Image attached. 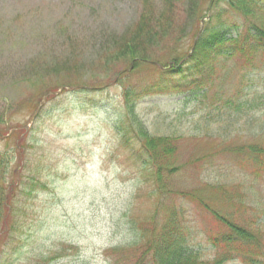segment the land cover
I'll return each instance as SVG.
<instances>
[{
  "label": "rangeland",
  "instance_id": "obj_1",
  "mask_svg": "<svg viewBox=\"0 0 264 264\" xmlns=\"http://www.w3.org/2000/svg\"><path fill=\"white\" fill-rule=\"evenodd\" d=\"M218 2L0 0V188L16 189L10 196L0 190L2 202L7 197L14 209L0 202V264H144L139 247L147 241L139 229L147 228V236L155 227L141 219L156 209L164 220L169 208L182 210L190 245L210 258L209 232L227 228L208 214L201 199L224 215L237 207L227 205V197L192 187L217 177H231L233 185L249 190L246 200L253 206L242 216H258L264 224V172L250 176L230 154L234 137L236 146L249 144L264 152V105L252 108L254 98L263 96L264 68L241 70L234 58L216 70L222 74L210 96L221 90L239 111L212 112V99L199 107L179 95L141 102L136 112L152 135L156 129L160 134L173 129L182 137L174 140L167 161L174 172L163 171L166 186L156 196L139 145L134 141L133 148H124L115 132L124 112V85L150 84L158 72L137 66L120 84L105 72L107 64L121 61L120 55L128 60L124 50L133 48L169 73L167 56L190 53L202 26L223 8ZM182 68L187 71L189 65ZM241 71L245 85L236 97ZM218 146L224 149L215 156ZM258 163L264 171V155ZM237 187L231 189L233 198L242 194ZM128 218L136 222L133 227ZM251 219L241 224L252 227ZM260 232L264 245V225ZM51 257L55 260L47 262ZM229 264H264V258L262 263L236 259Z\"/></svg>",
  "mask_w": 264,
  "mask_h": 264
},
{
  "label": "trees",
  "instance_id": "obj_2",
  "mask_svg": "<svg viewBox=\"0 0 264 264\" xmlns=\"http://www.w3.org/2000/svg\"><path fill=\"white\" fill-rule=\"evenodd\" d=\"M170 0H167V2ZM219 0H215L218 4ZM223 8L219 13H214L209 19L207 24L204 26L202 34L200 35L197 45L189 57L187 64L189 68L187 71L182 68L186 63H181L186 59V56L178 53L175 55L170 54L167 56V68L169 73L163 72L162 68L151 64L152 60L149 57H145L141 53H137L133 48H126L128 50V60L131 62H126L128 60H116L111 66L107 64L105 69H108V73H112L114 77H119V83L122 84L124 79L130 74L135 72V69L144 65L151 68L152 70L158 72L157 79L150 84H144L142 87H137V85H124L122 92V99L124 101V112L121 113L120 126L115 127V132L120 137V144L124 148H133V142L139 145V151L143 153L144 158L143 165L147 174L152 177L147 179L156 186L153 190V196H156L157 189L164 191L165 186L163 179L167 178L163 174L164 170L168 172L172 171V163L167 162L170 160L171 156L175 151L174 140L179 141L182 139L175 130L170 129L167 134H160L161 130L156 129L154 134L164 135L155 136L152 135L144 121L137 114V107L141 102L150 96H182L184 103L190 102L191 104L197 105L199 107H207L206 102L212 99V112H223V110L232 109L239 111L238 107L231 100H225L223 93L219 90L212 97L210 96V90L215 86V80L220 79L222 73L216 72V70H222L227 65L228 61L236 58L238 62L237 67L241 66V70L255 71L264 68V0H222ZM214 10L216 6L214 3L211 5ZM145 24V22H144ZM218 25V26H217ZM216 27V29H214ZM153 31L154 28L152 27ZM141 31V28H140ZM234 34H231V33ZM212 33L214 35H212ZM115 45V44H114ZM192 49V48H191ZM124 55V53H123ZM126 56V55H125ZM125 60V61H124ZM170 62H174V66H169ZM118 64H124V68L118 69ZM133 64V71L126 72L127 67H131ZM160 64V63H159ZM162 65V64H160ZM138 66V67H137ZM137 67V68H136ZM161 71V72H160ZM232 72V71H231ZM223 75L229 78L230 74ZM242 73V82L237 88V94L241 92V85L244 84L245 74ZM163 75V76H162ZM164 75L167 78H164ZM236 75H239V70L236 69ZM180 77L178 80H173V77ZM222 78V77H221ZM247 79V78H246ZM227 78L225 79V81ZM246 81V80H245ZM245 85V84H244ZM137 88V89H134ZM243 90V89H242ZM257 95L253 100L252 108H260L257 105H264V92L263 96ZM223 102V105L217 102ZM264 125H262V128ZM169 136H166L168 135ZM235 138V137H234ZM233 138L231 144L230 154L237 161L240 168L246 169L250 176H260V171L264 172L262 166L258 163L260 157L264 155L262 148L253 147L252 145H237L235 139ZM235 143V144H234ZM218 146L215 149V156L218 153L222 154L224 147ZM216 149H219L217 152ZM227 151H224L226 153ZM15 156V155H14ZM15 157H13V160ZM18 163L13 165L14 169ZM215 168H217L215 166ZM177 169H181L177 167ZM171 174V173H170ZM213 179V178H212ZM232 178L221 179L220 177L214 178L210 183L193 186L192 188H197V191H201L206 194H214L216 198L223 199L227 197L229 200L227 205H236V211L229 215H224L213 209L206 204L204 199H201V204L203 208L208 211V214L217 217V220L223 224L227 229L226 231H214L209 232L208 235V249L214 251V255L208 258L201 249H194L188 239L191 238L189 235L188 228L180 221L185 214L180 209L169 208L168 216L164 217V220L158 215L156 209L151 211V217L141 219L142 222L148 220L147 224H151L152 229L154 228V233L147 235L148 229H139L141 232L142 239L147 241L145 245L139 247L140 253L145 258L142 259L141 263L144 264H229L236 259H240L243 262L251 263H262L264 258V245L262 244V233L260 230L263 228V219L260 216L258 222V216L254 218L243 217L245 212H248L250 205L249 199L246 200L247 193L250 191L242 188L241 186H235L232 183ZM230 182V183H229ZM232 187L235 189H242V194H237L236 198L231 196ZM6 189H9L6 191ZM2 193L15 191L13 188H0ZM19 190V189H18ZM17 190V191H18ZM159 191V190H158ZM1 193V194H2ZM187 196V195H186ZM188 197V196H187ZM1 206L3 208L9 207L11 211L13 206L8 205V198L6 200H1ZM256 206V205H255ZM158 209V204H156ZM240 209V210H239ZM264 210V209H263ZM262 210V211H263ZM257 211L255 207V212ZM4 213V212H3ZM133 214L132 212H130ZM264 213V211H263ZM231 215V216H230ZM259 215V214H258ZM128 216V215H127ZM207 216L206 214L202 215ZM0 218H2L0 213ZM234 218V219H233ZM129 224L133 225V218H128ZM238 219V222H237ZM252 221V227L241 224L243 221ZM188 220V219H187ZM189 223V220H188ZM158 224V225H157ZM247 224V223H245ZM249 225H251L249 223ZM209 229L211 228L208 227ZM161 230V231H160ZM212 230V229H211ZM183 231V232H182ZM213 231V230H212ZM6 232V231H5ZM2 234V233H1ZM211 238V239H210ZM148 239L149 242H148ZM133 248V247H132ZM1 252V251H0ZM114 256L111 250L108 254ZM114 258V257H113ZM55 260L54 257L46 260L47 262ZM150 261V263L148 262ZM137 264V263H136ZM139 264V263H138Z\"/></svg>",
  "mask_w": 264,
  "mask_h": 264
}]
</instances>
